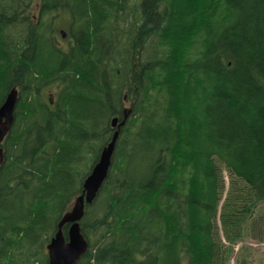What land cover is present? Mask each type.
Listing matches in <instances>:
<instances>
[{
  "label": "trees",
  "instance_id": "1",
  "mask_svg": "<svg viewBox=\"0 0 264 264\" xmlns=\"http://www.w3.org/2000/svg\"><path fill=\"white\" fill-rule=\"evenodd\" d=\"M13 87L0 264L48 263L124 108L74 264H230L264 241V0H0V104Z\"/></svg>",
  "mask_w": 264,
  "mask_h": 264
},
{
  "label": "water",
  "instance_id": "2",
  "mask_svg": "<svg viewBox=\"0 0 264 264\" xmlns=\"http://www.w3.org/2000/svg\"><path fill=\"white\" fill-rule=\"evenodd\" d=\"M17 98V90L13 87L0 104V144L12 125ZM128 113L129 109L124 108L122 120L117 122L116 117L112 118V126L116 129L110 141L102 148L97 162L84 178L82 192L74 198L70 208L63 213L58 222L57 231L46 244L47 264H74L87 250L88 242L81 233L79 221L85 206L93 201L106 178L119 129L125 123ZM2 162L3 150L0 146V167ZM65 223L69 224L66 238L62 232V226Z\"/></svg>",
  "mask_w": 264,
  "mask_h": 264
},
{
  "label": "rangeland",
  "instance_id": "3",
  "mask_svg": "<svg viewBox=\"0 0 264 264\" xmlns=\"http://www.w3.org/2000/svg\"><path fill=\"white\" fill-rule=\"evenodd\" d=\"M225 188L222 198L225 196L228 187V174L224 167H221ZM259 208L264 213V202L259 204ZM219 224V221L217 220ZM263 227H256L255 233L262 234ZM221 233V231H220ZM233 255L230 258V264H264V241H258L250 236H246L243 241H240L233 246Z\"/></svg>",
  "mask_w": 264,
  "mask_h": 264
},
{
  "label": "flooded vegetation",
  "instance_id": "4",
  "mask_svg": "<svg viewBox=\"0 0 264 264\" xmlns=\"http://www.w3.org/2000/svg\"><path fill=\"white\" fill-rule=\"evenodd\" d=\"M50 102H51V100H50Z\"/></svg>",
  "mask_w": 264,
  "mask_h": 264
},
{
  "label": "bare ground",
  "instance_id": "5",
  "mask_svg": "<svg viewBox=\"0 0 264 264\" xmlns=\"http://www.w3.org/2000/svg\"><path fill=\"white\" fill-rule=\"evenodd\" d=\"M94 30V29H93Z\"/></svg>",
  "mask_w": 264,
  "mask_h": 264
}]
</instances>
